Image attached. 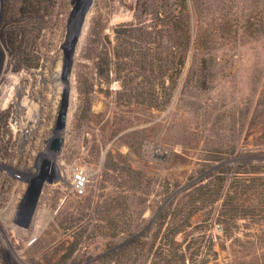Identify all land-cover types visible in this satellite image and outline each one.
Returning a JSON list of instances; mask_svg holds the SVG:
<instances>
[{
	"label": "rangeland",
	"instance_id": "374dc122",
	"mask_svg": "<svg viewBox=\"0 0 264 264\" xmlns=\"http://www.w3.org/2000/svg\"><path fill=\"white\" fill-rule=\"evenodd\" d=\"M155 4L0 0V215L10 216L0 221V264H150L158 216L170 203L180 205L184 222L176 240L203 244L187 264H215L210 234L216 249L223 242L241 260L264 252V242L238 245L264 236L258 217L235 220L230 212L227 238L215 221L226 194L236 198L237 214L259 203L242 193L238 175L264 166V0H188L192 35L206 38L207 48L189 47L175 84L158 70ZM123 24L136 27L127 45L117 39ZM141 27L153 43L140 41ZM124 47L127 64L113 57ZM67 65L64 143L55 153L49 145ZM166 86L170 102L148 105ZM21 123L32 125L29 134ZM75 165L89 177L82 195L69 185ZM136 237L143 249L111 257Z\"/></svg>",
	"mask_w": 264,
	"mask_h": 264
},
{
	"label": "trees",
	"instance_id": "16d2710c",
	"mask_svg": "<svg viewBox=\"0 0 264 264\" xmlns=\"http://www.w3.org/2000/svg\"><path fill=\"white\" fill-rule=\"evenodd\" d=\"M154 1L156 4L154 5L155 10H153V13L157 17V22L154 24V27H158L156 31L159 38L158 46L163 48L158 52V70L163 79L171 78L173 79L172 83L175 84L176 79L181 72L189 47L194 44L200 49L207 48V44L205 42L206 38H203L201 35L194 38L192 35L190 28L188 0H173L174 8L171 7L169 0ZM134 29H136V27L131 25L126 26V24H123L120 26V32L119 30L117 32V39L122 41V45H127L129 43L128 31ZM141 29H139L140 41L153 43L154 40L152 32L149 29H145L144 27H141ZM146 50V52L144 51L142 53V57L145 59L150 56V53L148 52L149 48ZM123 51V53L114 52L113 57L115 59L121 60L123 64H127L125 60L130 56V53L125 47ZM148 64L151 65V61H149ZM172 91V87L166 86L164 96L157 100L150 99L148 105L156 108H164L170 102ZM130 96L137 98L141 95ZM239 173L240 175L238 176H241L239 179L242 181V184L239 185L241 188L240 190L245 195L247 193L255 195L259 203L252 213L237 214L236 212L238 210H236L237 207L235 208V206L239 204L236 202V198L230 194H226L221 203V210L215 218V221L221 225L222 236L224 238L228 237L227 233H229L231 229V226L227 221V216L230 215V212H232L233 218L235 220L236 218L246 219L248 215H252L258 217L260 221L264 222V175L262 174L264 173V166L257 168V170H244ZM254 173H257L258 175L254 177ZM241 205L243 206L244 204ZM181 211L180 205L176 204L173 206L172 203H170L168 209L158 216L159 222L156 225V231L153 234L152 243L150 246V249L152 250V261L150 264H187L189 261L193 263L195 261V256L199 255L203 245L200 240L196 239V242H193V245H190V242H187L184 245L182 242H178L176 240V235L181 232L184 227V222H181L179 219ZM236 215L237 217L235 218ZM186 225L188 224H185V226ZM220 237L221 236L219 235L215 236L216 239H220ZM263 242V234L257 235L253 239H247L245 240V243H242L241 240L238 239V245H248L245 247L246 249L249 247L258 248ZM145 245L146 242L141 238H132L127 240L125 243L114 247L111 250V257L118 258L123 252H126L129 257H132V255L136 253L135 251L138 249H143ZM217 246L218 249H216L214 236L210 234L209 256L215 262V264H264V252L255 254L253 259L241 260L236 254H233L232 256L231 254L229 255L223 242L218 243ZM221 252H227L228 254L227 256H224L225 260H223L222 263L219 262V255ZM107 255L105 257H107ZM249 256L253 255L250 254V252H245L243 257ZM111 257H109V259L112 260ZM226 260L228 261L226 262Z\"/></svg>",
	"mask_w": 264,
	"mask_h": 264
},
{
	"label": "water",
	"instance_id": "95a60500",
	"mask_svg": "<svg viewBox=\"0 0 264 264\" xmlns=\"http://www.w3.org/2000/svg\"><path fill=\"white\" fill-rule=\"evenodd\" d=\"M85 11H86V8L81 13V17H80V21H79V27L77 29V33L74 36L73 43L76 42V39H77L78 35L80 34V28H81L82 22L84 20ZM64 71H65L64 79L66 82V87H65L64 92H63V99H62L61 107H60V110L58 112L56 125H55V129H56L58 134L55 135L51 139L50 145H49V149L55 153H58L61 150V147L64 143V137L60 133L65 129L67 109H68V93H69L68 77H69L70 66H68V65L65 66Z\"/></svg>",
	"mask_w": 264,
	"mask_h": 264
},
{
	"label": "built area",
	"instance_id": "2783aa9c",
	"mask_svg": "<svg viewBox=\"0 0 264 264\" xmlns=\"http://www.w3.org/2000/svg\"><path fill=\"white\" fill-rule=\"evenodd\" d=\"M22 134L26 135L31 132L32 125L27 126L21 123L18 127ZM89 181L86 169L81 165L73 166L69 171V185L71 191L76 195H82L86 191L87 183Z\"/></svg>",
	"mask_w": 264,
	"mask_h": 264
},
{
	"label": "flooded vegetation",
	"instance_id": "af4514ba",
	"mask_svg": "<svg viewBox=\"0 0 264 264\" xmlns=\"http://www.w3.org/2000/svg\"><path fill=\"white\" fill-rule=\"evenodd\" d=\"M78 27H79V24H78ZM40 193V187L38 189V192H37V196L35 197V204L37 203L40 195H38ZM34 209H35V206H33V209H32V212H31V217L33 216V212H34ZM6 219H10V216H8V214H4L3 217L0 215V221H5ZM13 221H16L15 219Z\"/></svg>",
	"mask_w": 264,
	"mask_h": 264
},
{
	"label": "bare ground",
	"instance_id": "6f19581e",
	"mask_svg": "<svg viewBox=\"0 0 264 264\" xmlns=\"http://www.w3.org/2000/svg\"><path fill=\"white\" fill-rule=\"evenodd\" d=\"M56 78H57V79H59V73H58V74H56Z\"/></svg>",
	"mask_w": 264,
	"mask_h": 264
}]
</instances>
